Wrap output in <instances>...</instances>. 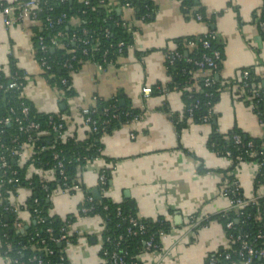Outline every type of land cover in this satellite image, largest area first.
Wrapping results in <instances>:
<instances>
[{"label":"crops","instance_id":"obj_1","mask_svg":"<svg viewBox=\"0 0 264 264\" xmlns=\"http://www.w3.org/2000/svg\"><path fill=\"white\" fill-rule=\"evenodd\" d=\"M0 1L12 5L22 0ZM151 1L156 12L149 23L135 20L132 9L123 14V20L135 28L133 44L126 54L104 69L90 62L82 64L70 75L71 95L66 98L48 83L35 59L32 30L36 24L25 21L6 28L0 13V72L9 76L11 58L25 75L22 97L38 114L65 115L79 140L84 139L85 131L78 110L93 106L96 99L119 96L120 102L137 111V121L120 125L99 138L101 157L79 170L78 183L91 195L97 190L115 204H126L139 219L164 217L169 223L170 231L161 239L159 250L149 254L143 251L138 257L141 264H204L209 255L228 248L223 227L211 220L195 232H185L186 220L196 216L201 221L227 208L220 190L224 176L232 169L226 158L206 147L211 125L188 121L181 131L176 130L170 114L181 115L180 92L144 97L141 89L169 83L165 54L175 50V40L201 36L212 29L223 47L218 72L222 89L213 108L217 131L225 135L236 127L251 138L264 139V109L259 116L237 91L244 69H253L264 88V32L254 21L263 0H198L208 19L213 17L211 27L196 21L191 12L183 14L178 0ZM71 24L76 25L77 19ZM104 168L110 170V181L101 191L97 175ZM234 174L243 196L251 198L253 167L241 165ZM26 196L21 189L12 202L19 206ZM83 198V191L66 192L57 186L50 197V214L63 221L68 216L73 218L67 225L73 238L66 252L71 262L100 264L101 221L97 216L78 214ZM28 216L27 211L20 212L23 221Z\"/></svg>","mask_w":264,"mask_h":264},{"label":"trees","instance_id":"obj_2","mask_svg":"<svg viewBox=\"0 0 264 264\" xmlns=\"http://www.w3.org/2000/svg\"><path fill=\"white\" fill-rule=\"evenodd\" d=\"M39 0L40 5L43 7L42 11L38 14V19L41 23L33 28V43L35 49V59L38 61L42 54L38 51L37 36L44 37V43L48 46L45 58L50 69L43 73L45 79L52 87L61 89L59 81L67 79L70 83V75L74 73L82 64L86 62L100 65L106 68L113 65L119 57L117 53V44L123 43V51L121 56H124L130 46L133 44V33L135 28L129 27L128 24L122 20L121 8L123 5L128 4L132 9L133 18L143 23L153 21L156 8L151 0H117V6L112 11H108L106 7L99 6V0ZM0 5L7 6L6 3L0 1ZM181 12L183 14L201 15L202 22L211 25L213 17L206 16L203 9L199 8L198 0H180ZM51 9L48 11V9ZM117 10L120 12L117 13ZM61 15H65L61 18ZM46 16H50L54 22L53 29L48 31L44 29L43 20ZM61 19L60 23H56ZM72 19H77V24L72 25ZM260 22H264V0L260 8ZM211 27V26H210ZM41 29V30H40ZM108 31V34L106 33ZM210 32H215L210 29ZM60 32L62 37H56L58 44L61 47H55L50 44V40L55 37L56 33ZM207 39L209 41V48L203 49L199 40ZM86 42V44H83ZM175 50L166 51L165 68L169 77V83L164 87L155 86L152 88L151 94H163L171 90H176L181 93L183 109L181 115L170 114V119L176 127V130L181 131L188 121L195 124H202L205 118L208 119V124L211 125V133L207 139L206 147L220 157H225L227 153L230 154V159L233 162L231 169L238 162L237 159L241 158L243 161H254L262 159L260 153L264 152V139H254L239 129L234 127L225 135L218 133L215 125V115L213 108L218 101L222 86L221 80L214 77L213 83L209 86L203 85L202 79H193L192 73L197 70L195 62H202L203 55L211 56L214 51L220 53V61H218V72L221 68L223 60V47L220 39L204 37L203 35L197 37H188L175 40ZM190 43L195 44L191 50L187 48ZM86 52V54H84ZM74 57V61L70 62L71 69L62 67L65 61ZM249 71L247 83L249 87L245 91L246 96H251L252 92H256L257 97L249 103L255 108L253 109L259 116L264 109V88L259 83L260 80L256 77L253 69H244ZM71 72V73H70ZM24 74L19 71L13 60L9 59V76L6 77L0 72V118H10V124L4 127L5 136L17 137L19 143L26 141V136L19 133L14 119L20 115L21 103L28 107L27 120L39 123L41 131L49 132L47 136H40L35 141V148L40 146H47L50 149L46 152H37L23 167L18 163L8 160V167L6 176L1 183L0 194L5 196L8 192H13V185L7 184V180L13 178L11 171L16 172L15 178L18 179V185L21 188H30L31 195L26 200V210L30 214L29 226L24 233L17 232L14 229L15 214H6L2 218V223L6 225L5 228L0 227V252L4 253L7 244L10 245L11 255L14 256L18 251L21 252L24 258L32 254L31 244H37L39 247L42 240L46 241L45 246L57 252L58 247L48 241L49 237H57L60 230L70 223L73 218L67 217L64 221L59 217L50 214V199L46 197L48 193L61 183L58 179L47 185V191H43L39 177L31 175L29 179H25L27 168L32 164L35 168L42 170L52 169L54 162L52 155L58 154L60 159L64 162L72 161L66 168L67 184L69 186L77 184V173L80 169L83 170L85 165L84 161L74 163V159L87 158L93 160L101 157V145L99 138L103 135L101 132L92 133L88 139L84 141H75L70 139L64 144L56 141L55 134L50 131L47 126L48 114H38L31 103L26 101L20 95V91L16 89L7 90L6 86L10 83L13 77H22ZM190 86L193 87L192 91H188ZM66 97L71 95L70 91L66 92ZM115 105L118 108L116 115L112 118L111 114L103 115L101 112L104 108ZM97 114L93 118L99 121L110 120L104 134L109 133L114 128L130 122L134 116H138V112L130 109L126 105H120V97L115 96L111 99H97L95 104ZM191 110V112H190ZM165 112H168L166 108ZM53 115V114H52ZM140 116V115H139ZM32 136H35L33 133ZM238 137L239 143H236L234 138ZM258 153L254 158L250 157L251 153ZM79 166V167H78ZM202 171V170H200ZM106 178V185L102 190H106L110 181V170L104 171ZM257 182L264 186V167L261 174L257 176ZM80 188L86 196H90L89 192H85L82 185ZM7 196V195H6ZM36 200V202H34ZM95 205L92 213L89 216L99 217L104 224V230L101 233L102 247L108 252L112 251L111 243L117 241L118 237H122L120 247H126L123 251L127 254V262H137L136 257L145 250V243L151 240L160 248L161 235H166L170 231L169 223L164 217H158L155 220L139 219L135 215V211L130 209L126 204H115L110 199L99 195L94 200ZM117 209H120L118 214ZM36 211V212H35ZM264 212V199L258 200V206H248L242 211L241 217L238 219L239 223L235 222V214L233 211L222 215H215L202 219L197 226L196 230L205 227L211 220H217L222 226L226 221L233 220L234 226L241 231H247L252 236L261 229L260 224L254 223V218L258 214ZM196 218V216H193ZM41 218L40 223L36 221ZM129 218L136 221L133 226L129 223ZM244 220L245 223L240 225V221ZM143 227V231H139V227ZM50 229L51 233L46 230ZM264 232V229H262ZM238 233V232H237ZM5 235L7 238L3 237ZM261 246L260 242L257 244ZM239 244H234L230 249H221L217 253L209 255L204 264H232L238 263L240 258L238 256ZM229 254V259H225V255ZM101 255V253L99 254ZM21 257V256H20ZM138 264H141L139 261Z\"/></svg>","mask_w":264,"mask_h":264},{"label":"built area","instance_id":"obj_3","mask_svg":"<svg viewBox=\"0 0 264 264\" xmlns=\"http://www.w3.org/2000/svg\"><path fill=\"white\" fill-rule=\"evenodd\" d=\"M65 0H60V2H63ZM85 4H87L86 0H83ZM180 2V0H178ZM99 6L106 7L107 10L110 12L112 9L117 6V0L114 2L108 1V0H99L98 1ZM42 6L39 3V0H22L19 2H16L12 5L2 6L0 5V13L3 17V25L6 28H11L14 26H17L21 23H24L25 21L32 22L34 24L41 23L39 21L38 14L42 11ZM131 9L128 4H125L121 8L122 12V20H123V14L125 10ZM51 9L49 8L48 11ZM65 15H61V18H64ZM194 19L198 22H202V16L201 15H194ZM260 14L257 15V19H259ZM61 19H58L56 23H60ZM43 25L45 30L53 29L54 22L50 18V16H46L43 20ZM129 27H131L128 24ZM256 26L258 29H260L262 32H264V22H260L259 20H256ZM41 30V29H40ZM108 34V31H106ZM204 37H211L215 38L216 34L215 32L208 31L206 34L203 35ZM56 37H62V34L60 32H57L55 37H53L50 40V44L55 47H61V44H58L56 41ZM201 43V46L203 49L209 48V41L207 39L199 40ZM83 44H86V42H83ZM37 45H38V51L42 54V57L40 60H36L42 69L43 73L48 71L50 69V66L47 64L45 53L47 52L48 46L44 43V37L40 34L37 36ZM193 47H195V44L190 43L187 45V48L191 50ZM123 51V43L117 44V53L119 56H121ZM86 54V52H84ZM166 59V54H165ZM74 61V57H71L69 60L65 61L62 65L63 68L70 70L72 65L70 62ZM218 61H220V53L217 51H214L211 56L203 55L202 62H195V65L197 66V70L192 73L193 79H202L204 86H209L213 83L214 77L218 74ZM99 69H104L100 65H97ZM110 66V65H109ZM71 73V72H70ZM249 76L248 70H243L240 73V77L238 80L237 85V91H238V97H240L242 100L246 101H252L257 97L256 92H252L251 96H246L245 91L249 87V84L247 83ZM61 89H58L57 87H54L60 97L66 98V92L70 90V83L67 79H61L59 81ZM25 86V75L22 77H13L12 81L7 84L6 89H16L20 91V96L22 97V90ZM193 87L190 86L188 88V91H192ZM0 89H2V86L0 85ZM152 89L149 87H144L141 89V94L145 97L148 95H151ZM97 99L95 100L96 104ZM95 104L91 107H83L78 110V114L82 119L81 126L83 128L84 132V139L79 140L75 137L74 132L68 127V120L65 115L61 114H48L47 117V126L50 128V131L54 133L56 141H59L61 144L66 143L70 139H74L77 141H84L88 139L89 135L92 133H98L101 132L104 134V131L109 123L110 120H103L99 121L93 118V115L97 114V110L95 107ZM251 105V104H250ZM251 107L255 109L252 105ZM118 111L117 106L111 105L107 108H104L102 110V114L108 115L111 114L112 118L115 117L116 112ZM191 112V110H190ZM28 115V107L25 106L23 103H21V109H20V115L14 119V123L17 125V130L19 133H22L26 136V141L23 143L18 142L17 137H7L5 136V130L4 127L6 125L10 124L11 119L8 118H0V187L1 183L3 182L8 167V160L12 159V161L18 163L20 167H23L29 160L38 152H46L48 149H50L47 146H40L35 148V141L40 136H47L49 135V132L47 131H41L39 123L28 121L27 120ZM139 115L134 116L131 121H137L139 119ZM127 122L126 124H128ZM202 124H208V119L205 118L203 120ZM35 134V136H32V134ZM236 143H239L238 137L234 138ZM258 155V153H251L250 157L254 158ZM262 156V159L260 160H254V161H243L241 158L237 159V163L234 165V168H232V171L228 172L221 183V190L220 194L221 196L226 199L227 201V208L219 213V215H226L228 212L233 211L235 214V222L239 223V218L242 215V211L248 207V206H258V200L264 199V186L261 185L259 182H257V176L261 174L262 168L264 167V152L260 153ZM229 161L230 167L233 165V162L230 159V154L227 153L224 157ZM99 158H95L93 160H88L87 158H75L74 163H80L81 161L85 162V165H88L92 163L93 161H97ZM52 161L54 162L52 169L48 170H42L39 168H35L32 164H29L27 168V174L25 179H29L31 175H37L42 182L41 187L43 191H47V185L51 182H54L58 179V182L61 183V187H59L62 191L66 192H82V189L80 188V184L78 183V177H77V184H73L69 186L67 184V175H66V168L68 164H72V161L64 162V159H60L58 154L52 155ZM241 165H250L253 167V187H254V195L251 198H245L243 196V193L241 191V187L239 184V181L235 177V170L238 169ZM79 167V166H78ZM83 167V169H84ZM82 170V169H80ZM107 170L106 168L99 171L97 175V186L100 190H102V187L106 185V178L104 176V171ZM79 172V171H78ZM11 174L13 178H10L7 180V184H12L13 186V192L6 193L5 196H2L0 194V227L5 228L6 225L2 223V218L6 217V214H15V220H14V229L17 232H20L24 230V228H27L29 226V220H30V214L28 213V219L27 221H23L20 218V212L22 210H26V200L31 195V189L30 188H21L18 185V179L15 178L16 172L11 171ZM25 190L27 196L26 200L21 205H16L12 200L16 197L19 190ZM52 195L51 193L46 194V197L50 199ZM95 198L92 195L86 196L84 194L83 201L78 208V214L83 217H88L94 208L95 205ZM36 202V200L34 201ZM28 212V211H27ZM36 212V211H35ZM118 214H120V209H117ZM101 221V229L102 232L104 230V224L103 221ZM41 218H39L36 223H40ZM129 223L133 226L136 225V221L132 218H129ZM200 220L197 218L190 216L186 220V227L184 228L185 232H195L197 226L199 225ZM245 223L244 220L240 221V225H243ZM254 223L260 224L261 229L256 232L254 236L250 234L247 231H241V228L237 229L234 226L233 220H229L225 222V225L222 226L224 233L226 235L227 241H228V249L234 244H239V251L238 256L240 258L238 263H232V264H264V232L262 229H264V212L260 215L258 214L254 218ZM67 225L63 227L60 230V233L57 237L53 238L52 236L49 237L48 241L50 243L55 244L58 247L57 252H54L51 248L45 246L46 241L42 240L40 242V245L43 246V248L39 247L37 244H31L32 254L28 257L24 258L20 251L15 253L14 256H12L10 245L7 244L5 247V251L2 254V257L4 259L3 264H73L71 260L68 258L66 252L68 247L73 244L72 243V237L68 233ZM26 230H24L25 232ZM139 231H143V227H139ZM23 232V233H24ZM47 233H51L50 229L46 230ZM238 232V233H237ZM167 235V234H166ZM165 236L161 235V239ZM3 237L6 239L7 237L3 235ZM122 242V237H118L117 241L114 243H111L112 251L108 252L107 250H104L103 247H100L99 254L101 258L100 264H138L139 261L138 257H136L137 262H127L126 261V253L123 251V249L126 247V245H123V247H120V243ZM260 242L261 246H258L257 244ZM159 250V247L157 244H154L151 240L147 241L145 243V253H154ZM21 256V257H20ZM225 259H229V254L225 255ZM210 264H213L211 262Z\"/></svg>","mask_w":264,"mask_h":264},{"label":"water","instance_id":"obj_4","mask_svg":"<svg viewBox=\"0 0 264 264\" xmlns=\"http://www.w3.org/2000/svg\"><path fill=\"white\" fill-rule=\"evenodd\" d=\"M119 12H120V11L117 10V13H119ZM216 79H218V76L216 77ZM120 105H121V106H124V102L121 101V102H120ZM92 196H93L95 199H97V198L99 197V193H98V191H97V190H94V191L92 192ZM130 206L132 207V203H130ZM26 229H27V228H24V230H26ZM24 230L20 231V233H23Z\"/></svg>","mask_w":264,"mask_h":264},{"label":"rangeland","instance_id":"obj_5","mask_svg":"<svg viewBox=\"0 0 264 264\" xmlns=\"http://www.w3.org/2000/svg\"><path fill=\"white\" fill-rule=\"evenodd\" d=\"M84 256H81V258H83Z\"/></svg>","mask_w":264,"mask_h":264}]
</instances>
